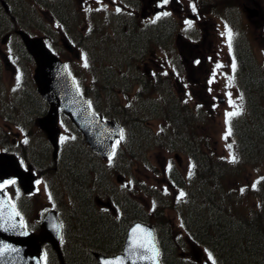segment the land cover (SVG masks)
Instances as JSON below:
<instances>
[{
  "label": "flooded vegetation",
  "instance_id": "af4514ba",
  "mask_svg": "<svg viewBox=\"0 0 264 264\" xmlns=\"http://www.w3.org/2000/svg\"><path fill=\"white\" fill-rule=\"evenodd\" d=\"M56 1L41 0L44 6L50 3V8L45 6L46 10L40 9L42 15L52 16L46 24L55 25L54 28L45 29L42 25L38 31L32 28L26 31L31 34L40 31L58 34L57 42H61L60 46L66 50V54L75 60L81 57V61L86 62L90 79L86 78L87 81L84 82L77 79L79 88L89 99L91 107L104 115L108 109L109 97L116 99L119 109L116 119L125 131L123 143L140 141L136 129L140 126L139 131L142 133L144 127L150 125V121L158 120V130L152 137L179 141L181 134H184L185 142L182 141L178 150L173 149L174 144L168 148L162 143L159 147L156 146L160 150L179 152L176 154V161L169 167L172 172L179 169L180 153L186 155L188 162L195 160V156L202 155L206 111L213 113L219 105L226 102V94L218 91L220 83L216 82L217 78L221 75L234 76L238 71L237 65L233 70L236 58L232 55L228 57L229 68L223 69L219 59L220 49L216 47L212 37L213 22L209 16L211 12L217 16H227L221 13H231L225 7L227 5L231 8L230 1H222V5L223 3L215 0H168L167 4L163 0H79L84 2L89 11H84L80 2L79 9L78 0H58V8L51 4ZM210 3L212 11L205 8ZM0 4V50L1 46L9 50H13V47L22 48L21 42L15 43L18 30L23 29L18 27L16 19L25 16L18 8L20 16L15 14L12 0H0ZM3 4H7L8 9ZM94 5L102 7L105 17L98 15V11L93 9ZM165 12L169 15H163ZM101 20H105L107 25L101 24ZM263 23L257 26L258 29L264 28ZM163 27L167 34L159 36L158 32ZM46 34L44 37L47 40ZM48 37L57 50L52 37ZM207 41L210 42L206 46ZM109 47H116L119 58L103 56L104 49ZM83 49H86V54ZM130 49H134L135 53L128 55ZM2 55L8 60L5 52ZM59 55L63 58L61 53ZM240 57L246 60L245 53L240 52ZM31 63L30 61V65L28 64L30 69L33 67ZM68 65L74 68L73 64ZM0 67L14 73L19 70L18 66H4L2 62ZM213 80H216L214 87L210 84ZM251 81L248 77L244 79L245 87ZM214 89L217 91L212 95L211 91ZM228 89L230 93L232 89ZM34 92L32 94L36 98ZM239 92L241 96L244 95L242 89ZM34 98L25 95L20 97L24 100L22 102L28 113L36 117L32 124L37 125L36 120L46 112V105L42 98ZM8 103L10 105V101ZM113 107L116 108L115 103ZM174 118L180 119V122ZM160 125L182 126L160 129ZM129 147L130 154L135 157L133 145ZM125 155L127 154L122 155V159Z\"/></svg>",
  "mask_w": 264,
  "mask_h": 264
},
{
  "label": "rangeland",
  "instance_id": "374dc122",
  "mask_svg": "<svg viewBox=\"0 0 264 264\" xmlns=\"http://www.w3.org/2000/svg\"><path fill=\"white\" fill-rule=\"evenodd\" d=\"M60 1V0H59ZM59 1L57 0L56 2H51L52 5L58 8L59 6ZM219 3H222V0H215ZM226 1V0H223ZM231 3V8L230 11L232 13L226 14V12L221 13L222 15H229L230 18H225L220 16H217L215 13H212L209 15L211 22H213L211 29L214 31V43L216 47L218 46L220 51H219V59L221 61V64L223 66V69L229 68L228 66V57L230 55V47H229V41L227 38V32L228 29H231L223 20L231 22L233 25H237V31L238 34L242 37L244 41L240 43L241 48H244L243 46H247L249 51H251V56L255 58V64L258 66L261 64L264 66V35H258L259 33L256 32V28H253L252 25H250L248 22V19L246 18L245 11L243 9V4L245 0H229ZM259 4L260 7L262 8L264 12V0H256ZM61 2V1H60ZM83 8L84 11H89L87 7L84 5L83 1L78 0V5L80 9V4ZM12 4L14 6L15 14L17 16H20L18 10L24 14L25 16V21L26 22H31L29 25H24L28 27H32L34 24H39L40 28L44 23H42L43 17H50L46 15H38V9L42 8L46 10V8L42 5V3L38 0H12ZM211 3L205 8L208 9V11H212V6H210ZM45 6H49L50 8V3L46 4ZM95 6V5H94ZM228 10L229 7L226 5L225 6ZM192 8V6H191ZM96 11H98V15H102V17H105V13L102 9V7H94ZM82 10V9H81ZM219 14V13H218ZM99 19V18H96ZM103 19V18H102ZM264 21V19H263ZM106 22V21H105ZM101 24H104V21H100ZM263 23V22H261ZM33 24V25H32ZM105 25H107L105 23ZM263 26V25H262ZM39 28V27H38ZM232 31V30H231ZM97 32V30H96ZM40 33V32H39ZM167 34V31L165 30V27H163L159 32L158 35H164ZM234 35V33H233ZM16 40V38H15ZM18 41V40H16ZM206 42V46L208 44ZM61 45V42L58 41V44H56L57 50L61 55L63 56V59L67 60L70 64H73L74 68H72V71L75 75V77L78 79V81H87L86 78H88L89 75V68L86 62L81 61L80 59H73L71 58L68 54H66V50L63 49ZM111 48V49H110ZM109 49V50H108ZM116 47H109L104 49L103 56L109 57V58H114L116 59L117 56L119 58L118 53L116 52ZM117 49L119 47L117 46ZM6 53L8 56L11 57V60L13 62L15 61L14 55L16 56L18 54L16 49H13V52H11L7 47L1 46L0 50V58H2V63L4 64V59L2 53ZM134 54L135 50L130 49L128 51V55ZM245 53V52H244ZM126 56V54H125ZM254 64V63H253ZM28 72V69H27ZM33 72V69H32ZM31 72V76H32ZM259 72V71H258ZM260 76H251L254 80L251 81V83L247 84V87L250 88V91L253 92V90H259L262 89V91L257 92L255 95L263 97L264 96V81H263V76L261 72H259ZM261 77V78H260ZM29 84L32 83V79L29 78L28 76ZM25 78V79H26ZM247 76H245L244 79H246ZM250 78V80L252 79ZM90 79V78H88ZM262 80L263 82L256 83L258 82L257 80ZM22 77H20L19 74H15L13 71L8 70V69H0V132L5 131L8 132L7 135V143L13 145V150L15 152H18L24 148V153L28 155V157L36 163V160L41 161L42 163H36L38 167H43V166H48L49 163L48 159L51 160L52 157V149L49 150L48 144L50 143L47 140V137L45 133L41 130H38L37 125H33L34 115H31L28 113V110H25L23 106L24 100H21L19 97V92L22 91V84H21ZM215 81L213 80L210 82V84L214 87ZM220 83V89L218 91L225 93L226 95V102L223 105H219L217 109L213 112L210 113L209 110L206 111L207 121L205 125V144H206V156L207 154L212 155L214 153L215 155L225 157L227 160L232 161L233 157H235L237 154L242 158L239 162V165L243 164H248L245 166L246 170L243 172V177L245 180L241 179L240 184H244V182H247L248 184L250 181H254L257 172H260L261 170L259 169H254V166H259L261 168H264V157H254V156H249L247 152H244V150H240V146L235 144L234 139L231 136V133L229 134L228 130L230 128V119L227 116V113L229 112H236V111H241L242 109V97L239 92V85H240V78L235 77L233 75L227 76V75H221L217 78V81ZM256 83V84H255ZM82 84V83H81ZM84 87V85L82 84ZM232 89V91L229 93L228 87ZM217 91L216 89L211 91V94L213 95L214 92ZM229 93V94H228ZM261 93V94H260ZM10 101V105L8 103ZM7 102L8 104H5ZM113 103L116 104V108L113 107ZM157 104L159 102H156ZM108 109L106 112L109 115H118L117 111L118 105L116 102V99L113 97H109L108 99ZM111 110H114L111 112ZM149 110L151 112H154V109L152 107H149ZM262 115L264 116V110H262ZM249 122V121H248ZM64 124V122H62ZM159 121L158 120H152L149 122L150 125H147V128L144 127V131L140 133L139 128L136 129L138 138H141L140 141H133L130 146L133 145L134 147V152H135V157L130 160V162L127 160V155H125L122 159V161H117V168L120 167L123 170V175L127 176V180L130 181V177L133 178L135 177L140 180L139 178H142L144 182H146V185H153V186H158V190L165 191L167 194H164V197H170V203L171 205H176L177 204V199L175 195L169 188L170 183L168 181V169L171 165V163L175 160L176 161V154L179 152H169V150H160L159 145L162 143L166 147L168 145L171 146L174 144L173 149L178 150L179 146H181L182 141L184 138V134L182 133L181 136L179 137L180 140L178 141H171L167 140V138H154L152 135L158 130ZM245 124H241L239 126V131L241 132L243 130V126ZM248 125V123L246 124ZM37 126V127H36ZM64 126V125H63ZM149 127L151 130H149ZM31 129V131H30ZM30 131L31 136H28V132ZM167 133L169 130L166 128ZM67 133V130L65 131ZM144 133V134H143ZM68 134V133H67ZM227 137V138H225ZM234 137V136H233ZM1 139V136H0ZM26 141V142H25ZM72 142H75L72 141ZM23 143H27L25 147L23 146ZM74 146V145H72ZM158 146V147H156ZM7 147H10L7 146ZM167 147V148H168ZM239 152V153H238ZM126 151L124 152V154ZM180 162L178 163V168L185 174L187 175L190 171V166L189 162L187 161L186 155H183V153H180ZM203 157H205L203 154L200 157V166L204 168L206 166V162L203 160ZM218 159V157H217ZM45 160V161H44ZM207 160V158H206ZM250 160V161H249ZM82 162V161H81ZM95 161L92 159H89V164H93ZM132 162V163H131ZM238 165L237 163H235ZM209 165L213 169H215L218 172H223V165L221 164H214L209 161ZM97 169H101V167L96 164ZM74 168V167H73ZM89 168V165H84V163H81V166L79 167V170L83 169L86 173L87 171L85 169ZM94 168V167H92ZM69 169L66 164L63 162L60 163V167L58 168L57 172L55 174L50 173L49 171L45 172L44 174L47 176L45 179L46 181L43 180H38L37 182V189L36 191L31 194L28 197H23L20 193L21 190L19 189L18 185H15L13 183L7 182L4 185L5 190L8 193V196L10 197L11 201L14 202L17 206L20 204V202L25 201L27 202L26 204L30 205L32 209V212L30 214V219L32 223L36 224L41 217L44 216V213L48 210L50 206H53L54 203H58L59 207L61 210L68 211L71 209L70 206H68V202H70L69 196V191H68V185L73 189V193L75 197H78V194L75 193L77 191V188L74 185V181L70 180V175L72 174L69 173ZM264 171V170H263ZM230 174V173H229ZM232 174V173H231ZM68 175V176H67ZM118 174L116 172H104V181L99 179L97 181V185L91 193V198L95 197L96 195H99L100 197L106 198L109 194H113L115 197H120V196H130L128 191L125 190V188L121 187L118 182H116V177ZM50 179L51 182L48 180ZM204 181V189H206V184L209 182L207 180V177L202 178ZM49 183H48V182ZM61 181V183H60ZM103 184L105 186H103ZM136 185V184H135ZM214 186V184H212ZM264 183L262 182L260 184V188L263 189ZM107 188V189H106ZM109 188V189H108ZM196 189L193 191L195 192ZM71 194V191H70ZM170 195V196H169ZM73 197V200L75 201V206L78 207L77 200L76 198ZM90 196V193H89ZM82 197V196H81ZM130 197H133L132 195ZM75 198V199H74ZM143 205L146 206V210H149L150 207L153 206V200L152 197L147 194L143 196ZM139 200V199H138ZM242 202V200H240ZM244 202H246V199H243ZM167 203V202H166ZM184 205V203L182 204ZM193 205L191 206L196 210L197 215L200 217L199 220L197 221L195 216L191 213H189V217L192 220V225L190 228L193 231L194 229L197 228V224H201V221H204L207 219V216L205 214V211L200 207V202L197 200L193 201ZM197 206V207H195ZM182 207V211L183 208ZM165 209L164 203L161 202L160 206L154 211L156 214L158 211ZM144 210L146 213L147 211ZM238 210L241 212L242 209L238 208ZM190 211V210H189ZM78 212V211H77ZM153 212V213H154ZM43 213V214H42ZM152 213V214H153ZM166 213L170 219V221L175 225V230L172 231L173 235L177 232L181 231V228L179 227L180 221L178 218V214L175 209L170 208L169 206L166 208ZM184 213V212H183ZM188 212H185V215H187ZM42 214V216H41ZM148 215V213H147ZM227 217H230L227 213L225 214ZM234 218V217H233ZM203 219V220H202ZM69 221V228H70V239L68 241V248L67 251L73 250L76 246L83 250L86 251L88 248L86 245H80L79 242L75 241V236L73 232H76L78 234V223L74 224L72 219H68ZM76 221V220H75ZM180 235L183 237V243L179 244L176 247L175 253L178 255L177 252L182 253L188 260H195L194 259V248L190 245V243L187 241L186 233L183 230V232H180ZM198 249V261L201 262L202 264H213L209 261V255L208 252L205 249H201L200 247H197ZM207 260V261H206ZM261 263L264 264V256L261 259ZM91 264V262H89ZM256 264H259L256 263Z\"/></svg>",
  "mask_w": 264,
  "mask_h": 264
},
{
  "label": "trees",
  "instance_id": "16d2710c",
  "mask_svg": "<svg viewBox=\"0 0 264 264\" xmlns=\"http://www.w3.org/2000/svg\"><path fill=\"white\" fill-rule=\"evenodd\" d=\"M246 88L250 91V88L247 86ZM257 91L253 90V93L256 94ZM251 97L250 99H252L251 102L255 112V118L253 116V123L255 125H246L240 133V138L244 143L248 155L259 157V155L264 153V118L260 112L258 98L256 96ZM174 120L180 122V119L174 118ZM173 126L180 128L182 125ZM118 153L119 150H117L116 155ZM92 156L90 151L78 148L69 157L70 162L67 167L71 169L69 173L72 174V176L70 175L69 181H74V185L77 188L75 193L78 194V197H75L73 189H71V195L76 198L74 199L77 200L78 204V207H76L75 201H72L70 206L71 219L74 224L78 223V234L76 232L73 233L75 236L74 239L80 245H86L88 249L83 251L76 246L73 250L67 251L68 246H65L64 256L66 264H89V262L94 264L91 254L92 250H98L107 254L119 251L131 219L141 218L142 216L141 210L132 204L133 202L131 200L124 201V214L119 218L102 212V210H97L98 208L92 202L91 193L94 183L100 178V173L98 169L91 167L85 169L87 173L83 169L79 170L81 163L83 162L86 165ZM204 161L206 162L204 168L200 166L199 162H195V167L199 171V175L204 173L209 182L206 184V190H203L201 185L198 186L204 191V201L209 199L208 201L214 204L217 196L215 188L220 189L222 187L218 186L214 188L212 184L214 181H217L218 185H221L223 172H218L213 169L209 165V161L213 165H221V163L210 160L209 155H207V160L205 159ZM253 197L257 201L252 202L251 206L244 205L243 209L239 206L231 210L225 205L223 207L216 205V208L213 210L214 215H207V219L201 221V224L199 222L196 223L197 228L192 231L195 241L204 244L210 250L212 249L217 260H220L222 264H256L258 262L259 264H263L261 263V259L264 256V190L257 192ZM188 208L198 221L200 217L196 211L194 209L192 210L189 205ZM238 208H241L242 211L240 212ZM226 213L231 218L227 217L225 215ZM162 257L165 262L166 258L171 261H167L166 264H194L182 262L181 257L175 256L170 246H167L166 257L164 255ZM47 259L49 264H60L55 253L48 252Z\"/></svg>",
  "mask_w": 264,
  "mask_h": 264
},
{
  "label": "water",
  "instance_id": "95a60500",
  "mask_svg": "<svg viewBox=\"0 0 264 264\" xmlns=\"http://www.w3.org/2000/svg\"><path fill=\"white\" fill-rule=\"evenodd\" d=\"M20 33L36 62L34 78L38 90L51 104L48 114L40 119V124L55 147L54 155L59 146V107L72 116L95 150L104 156L109 155L112 143L120 136L119 127L114 122L102 121L101 116L89 109L87 100L78 92L66 65L46 46L42 37H30L22 31ZM12 176L18 179L24 192L34 189V174L30 170L25 171L14 155L0 152V183ZM138 226L143 232L137 231ZM61 233V222L54 209L45 216L40 232L32 233L24 226L18 212L0 188V264H43L42 244L45 242L52 244L61 263L65 264ZM153 246L159 252L153 228L136 222L128 231L123 253L115 256L95 255L99 264H116L117 261L121 264H162L159 256L155 260L151 259L153 253L150 248Z\"/></svg>",
  "mask_w": 264,
  "mask_h": 264
},
{
  "label": "snow or ice",
  "instance_id": "6c2138e0",
  "mask_svg": "<svg viewBox=\"0 0 264 264\" xmlns=\"http://www.w3.org/2000/svg\"><path fill=\"white\" fill-rule=\"evenodd\" d=\"M163 3L164 4H167L168 3V0H163ZM193 10L195 11V6H193ZM163 15H169V13L165 12V13H163ZM188 23H189V26H191V21H189ZM227 38H228V41H229V46L231 47V41H232V38H233V33H232L231 29H228ZM85 66H87V65H85ZM232 67H233V70H235V67H236L235 63H233ZM239 114H240V111L229 112V113H227V116L229 118H231V117L237 116ZM228 132H229V134L231 133V129L230 128H229ZM225 138H227V137H225ZM233 160L235 161V157H233ZM9 183H14V181H9ZM0 187H3V186L0 185ZM181 195H183V193H181ZM137 231L143 232V229H140L139 226H138ZM140 247H143V245H140ZM150 251H152V253H153L151 259L155 260L159 256L158 250H156L154 248V246H153L152 248H150ZM116 264H121V262L120 261H117Z\"/></svg>",
  "mask_w": 264,
  "mask_h": 264
}]
</instances>
